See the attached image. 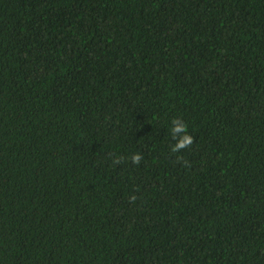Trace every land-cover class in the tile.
<instances>
[{
  "label": "trees",
  "instance_id": "trees-1",
  "mask_svg": "<svg viewBox=\"0 0 264 264\" xmlns=\"http://www.w3.org/2000/svg\"><path fill=\"white\" fill-rule=\"evenodd\" d=\"M0 264H264V0H0Z\"/></svg>",
  "mask_w": 264,
  "mask_h": 264
},
{
  "label": "clouds",
  "instance_id": "clouds-1",
  "mask_svg": "<svg viewBox=\"0 0 264 264\" xmlns=\"http://www.w3.org/2000/svg\"><path fill=\"white\" fill-rule=\"evenodd\" d=\"M172 128H171V134L172 139L176 141V143L171 147L172 153H178L182 151L185 148H189L194 143V137L188 133L187 125L183 122V120L174 118L172 120ZM142 153H135L130 156L131 163L133 164H139L141 160L143 159ZM178 162H183L187 165V162L182 160V157H177ZM122 161V158L119 156H114L112 163L114 165L120 164ZM136 200V196L133 195L130 197L129 202H134Z\"/></svg>",
  "mask_w": 264,
  "mask_h": 264
}]
</instances>
